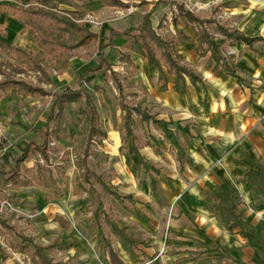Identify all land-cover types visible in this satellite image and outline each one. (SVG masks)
Here are the masks:
<instances>
[{"label": "crops", "instance_id": "1", "mask_svg": "<svg viewBox=\"0 0 264 264\" xmlns=\"http://www.w3.org/2000/svg\"><path fill=\"white\" fill-rule=\"evenodd\" d=\"M121 1L130 6L108 7L101 1L89 0L76 3L69 10L86 12L81 22L101 38L99 50L106 60L111 47L121 49L129 45L124 34L137 28L143 18L152 12L151 21L157 34L171 35L178 40V54L201 81L193 84L187 80L186 91L178 93L174 89V77L166 71L158 72L150 67L145 60L143 46L137 44L142 47L144 56L139 57V61L133 59L137 68L134 79L145 96L134 95L137 96V103L161 123H144L139 119L140 124L136 121V126L139 125L141 131L137 133L135 126V133L141 140L140 154L160 174L156 178V190H153L145 174L136 179L126 165L119 135L121 112L116 138L120 156L112 168L118 184L112 181V185L121 194L132 196L136 208L147 218V222H143L130 215L115 200L126 214L124 219L120 218L121 225L136 226V232L145 245L139 247L136 256L130 257L119 243L113 242L106 247L100 238L103 245L95 250L88 243L89 235L79 233L74 222L78 214H82L81 207L76 206L79 200L63 198L52 200L49 204L41 200L42 216L49 221L48 227L54 232L52 241L62 238L69 244H76L70 251L55 253L63 257L67 264H176L179 259L187 258L190 252L204 253L202 259L218 258L219 253L214 251L222 249L229 253L233 264H264V199L254 198L246 186V175L258 170L254 159H264V0ZM131 7L136 11L128 14L127 10ZM179 7L201 19H211L216 15L231 29L255 40L251 51L246 44L230 42L216 28H211L212 38L241 81L230 75L220 63L211 60L210 53L206 57L197 54L200 43L195 28L174 23ZM5 13L9 16L5 15L0 21V29L7 25L0 34V43L23 52H28L27 49L38 52L32 30L22 26L11 16V12ZM7 54L9 56L4 60L22 66L12 58L11 53ZM77 57L70 60L65 73H50L53 84L44 81L41 73L28 72L17 77L45 91L53 87L61 91L66 87L78 91L81 89L78 75L71 81L72 84L67 82L81 66L86 69ZM108 74L111 75V71ZM32 76L36 78L33 82L29 81ZM17 97L26 114L32 111V105H40L39 99L47 98ZM139 100H143L141 104ZM146 103L149 106L145 107ZM45 125L37 129L39 139V130ZM0 126L3 127L2 124ZM107 134L109 137L108 131ZM156 150L164 152L158 154ZM130 154L136 162L131 149ZM71 160L75 161V157L71 156ZM120 184L126 186V191H120ZM225 184H230L240 195L244 218L255 229L254 233L223 227L204 208V193H216L218 187ZM124 220L127 222L124 223ZM61 221L69 222V228H63Z\"/></svg>", "mask_w": 264, "mask_h": 264}, {"label": "trees", "instance_id": "2", "mask_svg": "<svg viewBox=\"0 0 264 264\" xmlns=\"http://www.w3.org/2000/svg\"><path fill=\"white\" fill-rule=\"evenodd\" d=\"M2 9L11 12V16L22 26L34 32V43L38 52H23L18 48L0 43V53H11L14 56L20 53L24 59L22 66L13 64L10 60L0 59V100H6L12 95L20 97L41 98L50 95L42 88L35 87L25 81L19 80L17 75L28 72L41 73L42 78L49 84L51 80L50 68L63 74L66 72L70 60L79 56L86 49H97L100 37L91 33L81 22L86 16L83 10L71 11L76 3L89 0H4ZM108 7H129L121 0H96ZM152 12L148 13L137 28L124 34L133 45L141 44L145 51V60L150 67L158 72L166 71L174 77V89L178 93H184L187 80L196 84L201 79L184 64V58L178 54V40L171 35L161 36L155 31L152 21ZM180 22L184 26H193L196 37L200 43L196 52L200 57L211 54L210 59L220 63L224 69L239 81L241 79L231 69L229 62L224 58L221 47L211 36V28L225 37L230 42H241L253 51L252 44L255 40L246 37L243 33L231 29L214 15L211 19H201L197 15L185 12L179 7V15L174 23ZM98 64L84 70L80 76L81 89L74 91L64 88L50 107L49 116L45 128L39 130L40 142H31L23 150L21 155L15 157L8 153L0 167V178L5 189L17 192L19 189L37 187L48 193L43 199L44 204L52 200H62L66 192L60 187L56 175H64L66 166L54 168L52 158L64 154V161H70L75 157L74 177L76 196L80 197L81 213L84 216L93 214L89 221L99 232L101 241L106 247L113 242L121 245L122 249L134 257L139 253V247L145 245L144 240L134 225L122 226V220L113 211H108L104 202L106 198H113L130 215L147 222V218L136 208L133 197L121 194L111 180H106L103 173H98L92 168L94 160L100 158L97 145H102L108 134L104 123L96 108V105L88 93L85 84L90 85L97 95L106 97V92L98 85L93 84L97 80V74L111 79L119 96V108L122 112V123L119 135L122 143V155L126 159V165L136 179L142 174L150 181L153 190H156V178L159 170L140 154L141 140L135 133L136 117L144 123H161L156 116L149 114L147 109L141 107L137 96L129 97L124 92V87L112 70L101 50L97 52ZM52 62V64H49ZM111 71V75H108ZM110 77V78H109ZM167 126V124L165 123ZM71 142L72 149L65 147V143ZM137 160H133L130 154ZM162 153L164 150H156ZM41 157L42 164L37 161L36 168H22L30 159ZM258 170H252L246 175V186L254 198L264 199V159H254ZM7 167V168H5ZM206 201L203 206L212 213L223 227L232 230H242L254 233L255 229L244 218L242 212V199L236 190L225 184L218 187L216 193H204ZM13 199L16 198L14 194ZM96 209L93 210V207ZM0 236L13 253L28 257L27 264H57L50 258L55 252H67L76 246L69 244L67 240L57 238L48 246H40L35 240L26 236L17 226L11 225L6 220H0ZM32 248L34 251H32ZM218 258L202 259L204 253L190 252L187 258L179 259L176 264H233L229 253L219 249ZM0 254L2 260L7 262L10 257L3 249L0 242Z\"/></svg>", "mask_w": 264, "mask_h": 264}, {"label": "rangeland", "instance_id": "3", "mask_svg": "<svg viewBox=\"0 0 264 264\" xmlns=\"http://www.w3.org/2000/svg\"><path fill=\"white\" fill-rule=\"evenodd\" d=\"M2 3L3 0H0V21L4 19L5 15L9 16L1 9ZM6 26L7 25L4 24L1 27L0 34L6 29ZM31 34H34V32L31 31ZM120 48L121 49L114 46L111 47V53L108 52L110 55H108L107 60L111 63L112 67H114V70H116L117 77L121 81L124 87V92L129 97V100H131L130 96H133L134 94L145 96L142 87L134 79L137 68L133 63V59L139 61V57L144 56L142 47L129 43V45ZM99 49H101V46L95 50L94 48L86 49L76 59L80 60L78 62L85 64L86 69L90 68L92 65L96 66L98 64L96 59L97 51ZM27 51H29V49H27ZM8 56V54L0 53L1 60H4ZM12 58L20 64L24 59L20 53L15 54ZM74 62H76V60ZM49 64H52V62H49ZM80 68L81 69L76 72L78 74L75 73L68 79V84H72L71 81L75 76L78 75V77H80L82 75L85 69L82 68V66ZM53 71L56 70L53 68L49 69V72L52 74ZM102 73L103 71L97 74V80L93 84L100 86L106 92L105 98L102 95L95 94L90 85L85 84L88 93L96 105L105 128L109 132L108 139L102 145L96 146V149L100 151V158L93 161L92 168L98 173H103L106 180L115 181L114 183L118 184L116 174L112 168L116 159L120 156L117 153L116 148L117 132L121 121V111L118 106L119 96L113 86L112 80L106 79L102 76ZM108 75L110 76V74ZM31 79L32 80L29 81L33 82L36 80L34 76H32ZM46 90L50 95L47 98L39 99L41 101L39 103L40 105H32V111L29 114L24 112L23 104L16 95H12L6 100H0V124L3 125V127L0 126V146H10L8 153L15 157H19L21 155V150H23L29 143L40 141L37 129L39 126L46 123L49 116V108L52 105L55 96L61 92L60 89L55 87ZM142 101L143 100H139V103L141 104ZM147 106L149 105L146 103L145 107ZM136 121L140 124L139 118L136 117ZM138 126L139 125L136 126V131L137 133H140L141 129ZM65 147L72 149L71 142L65 143ZM64 158V154L52 158V164L55 169L61 165H64L67 168L64 175H56L60 187L66 192V196L63 200H80V197L75 195L74 177L76 175V170L74 161L70 159V161L66 162L64 161ZM37 161H39L40 164L43 163L41 157L38 156L35 159H30V162L28 161L23 164L22 168H36ZM3 162L4 160L0 163L1 168L3 167ZM119 189L121 192H124L126 191V186L120 184ZM14 194L16 195L15 199L12 198ZM46 197H48V193L37 187L19 189L17 192L5 189L3 180L0 178V202L7 200L14 208L12 210L5 208L1 209L0 207V220H6L11 225L17 226L26 236L34 239L36 244L40 246H48L55 237L53 234L54 232L48 227L49 221L44 218L41 213L43 206L39 203ZM104 202L108 211L115 212V214L122 219L125 218L126 214L124 210L113 198H106L104 199ZM76 204V206L81 207L79 202ZM95 209L96 206L93 207V210ZM91 216L89 217L92 218ZM89 217L78 214V218H75L74 222L77 224L76 228L80 231L79 233L89 235L88 243L92 248L97 250L99 247H102L103 244L100 242L101 236L99 232L93 227V223L89 221ZM123 222L126 223L127 221L124 220ZM61 225L63 228L68 229L70 223L67 221H61ZM0 242L2 243L3 249L7 251L10 257V259L5 262L2 260L0 254V264H27L26 261H29L28 257L13 253L6 245L2 236H0ZM84 243L88 245L87 242H83V244ZM32 251H34L33 248ZM50 258L57 264H67V262L64 261V258L59 257L57 253L50 254ZM74 264L76 263L74 262Z\"/></svg>", "mask_w": 264, "mask_h": 264}, {"label": "built area", "instance_id": "4", "mask_svg": "<svg viewBox=\"0 0 264 264\" xmlns=\"http://www.w3.org/2000/svg\"><path fill=\"white\" fill-rule=\"evenodd\" d=\"M135 11H136V9L131 7V8H129L127 10V13L128 14H133ZM9 148H10V146H0V163L4 160L5 156L8 154ZM0 207H1V209H3V208H5V209H12V210L14 209L11 206V203H9L7 200L1 201L0 202Z\"/></svg>", "mask_w": 264, "mask_h": 264}]
</instances>
